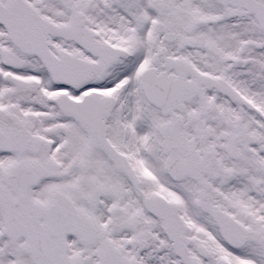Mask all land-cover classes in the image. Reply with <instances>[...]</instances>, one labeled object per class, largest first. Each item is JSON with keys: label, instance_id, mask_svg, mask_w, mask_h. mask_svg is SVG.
I'll return each instance as SVG.
<instances>
[{"label": "snow or ice", "instance_id": "6c2138e0", "mask_svg": "<svg viewBox=\"0 0 264 264\" xmlns=\"http://www.w3.org/2000/svg\"><path fill=\"white\" fill-rule=\"evenodd\" d=\"M0 264H264V0H0Z\"/></svg>", "mask_w": 264, "mask_h": 264}]
</instances>
